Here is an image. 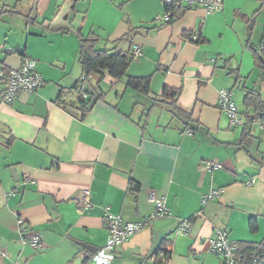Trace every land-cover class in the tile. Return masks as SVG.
<instances>
[{"label":"crops","instance_id":"1","mask_svg":"<svg viewBox=\"0 0 264 264\" xmlns=\"http://www.w3.org/2000/svg\"><path fill=\"white\" fill-rule=\"evenodd\" d=\"M248 2L225 0L219 12L177 5L188 10L161 24V0H0V68L33 58L45 80L12 104L0 81V264H93L108 238L105 208L147 220L151 190L169 214L148 221L111 264H227L210 249L217 228L236 242L264 240V128L231 126L218 106L221 89L234 101L240 90L245 117L258 112L248 93L264 101L255 50L264 0ZM91 34L97 50L142 48L126 74L151 76L148 94L106 71L87 77L80 42ZM165 88L181 90L189 119L164 101ZM209 160L223 166L206 171ZM214 189L223 191L202 209ZM85 190L92 206L83 208ZM186 219L191 231L178 233ZM33 233L39 250L23 243Z\"/></svg>","mask_w":264,"mask_h":264},{"label":"built area","instance_id":"2","mask_svg":"<svg viewBox=\"0 0 264 264\" xmlns=\"http://www.w3.org/2000/svg\"><path fill=\"white\" fill-rule=\"evenodd\" d=\"M164 7L168 8L161 14L155 17V21L161 24L172 23L176 20L174 8L177 5H186L187 7H204L208 12H219L223 10L225 0H161ZM12 51V49H7ZM133 54L135 57H139L143 54V50L139 46L134 47ZM0 81L3 83L4 88L1 93V101L3 103L12 104L22 93H35L44 85V78L37 70V61L33 58H25L21 66L17 68L2 67L0 68ZM80 88V94L86 98L87 94L84 91L83 85ZM78 88V89H79ZM219 108L226 112L228 115L231 126H245L246 117L240 111L237 103L233 99V91L230 89H221L218 97ZM258 127L264 128V119L257 121ZM193 133V131H189ZM223 165L220 162L209 160L203 168L206 171H213L214 169L221 168ZM27 181H30L29 177H26ZM254 179L251 180V183ZM223 189H214L209 193L203 195L201 199V207L205 208L211 200L220 196ZM83 200L85 207L92 206L90 199V191L85 190L83 192ZM149 201L155 204L154 210L150 213L147 220L140 222H125L122 217L113 213L109 207L105 208L108 238L105 245L98 249V251L92 256L91 260L93 264H111L116 257L117 249L122 247L129 238L143 230L148 221L156 218L164 217L169 214V208L166 201L159 197L156 191L151 190L149 193ZM83 208H79L81 211ZM20 233L30 234L28 228L24 225V221L21 219L18 222ZM193 223L191 220H182L178 233L186 234L191 231ZM23 243H29L34 249H41L43 239L39 234L33 233L29 237L23 238ZM211 251L216 254L224 263L238 264L237 252L239 250L238 242L230 238V234L227 230L217 228L216 234L209 240ZM247 264H264V255L254 254L248 260Z\"/></svg>","mask_w":264,"mask_h":264},{"label":"trees","instance_id":"3","mask_svg":"<svg viewBox=\"0 0 264 264\" xmlns=\"http://www.w3.org/2000/svg\"><path fill=\"white\" fill-rule=\"evenodd\" d=\"M164 9L168 8L164 7ZM187 10L188 8H176L174 11L176 18L178 19L181 17ZM98 41V37L91 34L88 37L82 38L80 42V51L82 55H87L89 57L90 72L87 77L92 74L106 71L115 78L121 79L123 77H127V86L144 94H148L150 92L151 76L131 77L126 74L134 55L132 53H110L109 51L97 50L96 45L98 44ZM255 50L259 54L256 59L258 60V63H260V56H264V42L256 46ZM261 66L262 69H264V66ZM180 94L181 90L179 89L165 88L162 97L164 98V101L172 107L177 116L182 117L183 119H189L190 115L188 112L181 109L178 105ZM246 102L248 104H254V106H256V110L258 111L254 116L246 114V124L244 127L246 131H249L257 120L264 118V101L259 98L258 93L251 91L246 97ZM256 226L257 225L254 219H252L250 222L251 229L255 230ZM238 245V264H247L248 260L254 254L264 255V240L257 243L238 242Z\"/></svg>","mask_w":264,"mask_h":264},{"label":"rangeland","instance_id":"4","mask_svg":"<svg viewBox=\"0 0 264 264\" xmlns=\"http://www.w3.org/2000/svg\"><path fill=\"white\" fill-rule=\"evenodd\" d=\"M254 1L255 0H249V4H253L254 3ZM264 14H262V16H261V18L263 17V19H264V16H263ZM263 29H261V30H258L257 32H256V36H255V39L257 40V42H260V40H263ZM262 38V39H261ZM236 90V93H235V101H236V103H237V105H238V107L241 109V110H243V105H240V103L237 101V98H238V96L240 95L239 93V89H235ZM239 94V95H238ZM255 125H256V127H258V123H255L254 124V127H255Z\"/></svg>","mask_w":264,"mask_h":264},{"label":"water","instance_id":"5","mask_svg":"<svg viewBox=\"0 0 264 264\" xmlns=\"http://www.w3.org/2000/svg\"><path fill=\"white\" fill-rule=\"evenodd\" d=\"M82 63L84 64V66H85V73H89L90 72V65H89V57L87 56V55H85L84 57H83V60H82ZM13 172V175H15L16 176V173L14 172V171H12ZM84 245V244H83ZM85 247H87L88 249H91L92 247H90V246H88V245H86Z\"/></svg>","mask_w":264,"mask_h":264}]
</instances>
